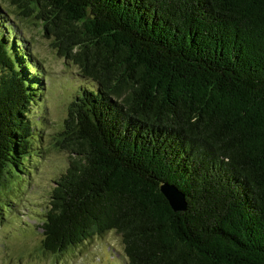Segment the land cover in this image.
Segmentation results:
<instances>
[{"label":"trees","instance_id":"trees-1","mask_svg":"<svg viewBox=\"0 0 264 264\" xmlns=\"http://www.w3.org/2000/svg\"><path fill=\"white\" fill-rule=\"evenodd\" d=\"M7 1L92 85L68 106L42 251L112 231L127 264H264V0ZM4 17L0 189L30 157L43 76Z\"/></svg>","mask_w":264,"mask_h":264},{"label":"rangeland","instance_id":"rangeland-1","mask_svg":"<svg viewBox=\"0 0 264 264\" xmlns=\"http://www.w3.org/2000/svg\"><path fill=\"white\" fill-rule=\"evenodd\" d=\"M1 12L16 27L43 76L39 77L42 95L28 113L34 137L30 157L20 170L23 173L11 169L0 189V264H127L121 238L112 231L59 255L42 251L41 224L50 194L69 164L70 155L60 144L68 106L81 87L92 85L56 55L37 21L14 16L7 0H0Z\"/></svg>","mask_w":264,"mask_h":264},{"label":"water","instance_id":"water-1","mask_svg":"<svg viewBox=\"0 0 264 264\" xmlns=\"http://www.w3.org/2000/svg\"><path fill=\"white\" fill-rule=\"evenodd\" d=\"M162 192L169 202L171 209L174 212H180L186 210V203L184 196L175 190L173 187H162Z\"/></svg>","mask_w":264,"mask_h":264}]
</instances>
